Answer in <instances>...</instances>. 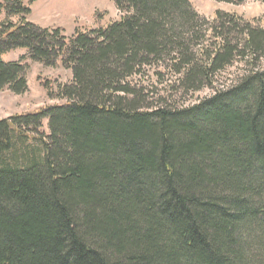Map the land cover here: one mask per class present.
<instances>
[{
    "label": "trees",
    "instance_id": "obj_1",
    "mask_svg": "<svg viewBox=\"0 0 264 264\" xmlns=\"http://www.w3.org/2000/svg\"><path fill=\"white\" fill-rule=\"evenodd\" d=\"M22 1H0L18 17L0 23V56L27 50L0 58V89L27 90L25 59L71 80L42 83L63 104L0 119V264H264V14L113 0L118 20L67 37ZM151 67L213 93L154 100L140 82Z\"/></svg>",
    "mask_w": 264,
    "mask_h": 264
},
{
    "label": "rangeland",
    "instance_id": "obj_2",
    "mask_svg": "<svg viewBox=\"0 0 264 264\" xmlns=\"http://www.w3.org/2000/svg\"><path fill=\"white\" fill-rule=\"evenodd\" d=\"M188 1L191 7L206 19H212L217 10L235 13L247 20L261 18L264 14L263 0H242L239 3L218 0ZM22 2L30 8V13L26 16L30 22L40 27L59 28L62 34L67 37L73 35L76 29L87 31L92 28L104 27L122 16L113 0H23ZM5 20L16 23L18 17L14 15L7 16L2 11L0 13V23ZM260 23L263 25L262 22ZM26 53L25 48H17L1 54L0 58L3 61H18ZM22 63L27 65L25 73L27 90L21 94H16L7 88L0 89V119L35 112L47 105L63 104L65 102L64 99L59 97L50 98L42 83L46 81L48 88L52 92H56L59 85L68 83L71 80L69 69L64 68L59 63L56 66H45L30 59H25ZM154 70L153 67L146 68L144 76L140 78L141 84L147 88L148 96L153 97L154 100L161 97L170 105L180 108L192 105L213 93V89L209 87L188 92L170 88L168 85L174 77L167 73L163 82H156L153 74ZM241 70V65L235 63L222 72L220 78L227 81V79L240 73ZM40 131L44 134L48 133L46 119L42 121Z\"/></svg>",
    "mask_w": 264,
    "mask_h": 264
}]
</instances>
